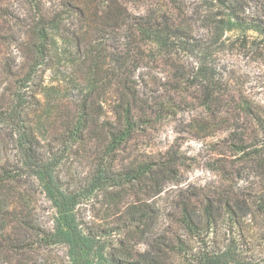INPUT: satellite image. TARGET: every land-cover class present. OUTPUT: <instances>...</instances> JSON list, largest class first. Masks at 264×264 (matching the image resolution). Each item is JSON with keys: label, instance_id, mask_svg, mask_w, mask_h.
Returning a JSON list of instances; mask_svg holds the SVG:
<instances>
[{"label": "rangeland", "instance_id": "obj_1", "mask_svg": "<svg viewBox=\"0 0 264 264\" xmlns=\"http://www.w3.org/2000/svg\"><path fill=\"white\" fill-rule=\"evenodd\" d=\"M111 1L117 11L103 10L100 0H0V159L15 154L6 145L11 124L5 116L13 95L25 88L36 96L29 119L37 138L53 146L55 169L86 173L102 146L111 149L108 132L121 128L128 106L133 132L109 153L117 169L164 163L154 180L137 187L116 190L107 181L85 195L78 192V198L92 200L72 209L88 227L107 230L122 219L123 204L138 202L152 216L141 227L142 241H127L123 252L115 245L116 231L73 257L62 246L40 250L33 257L39 264H109L107 252L131 258L157 242L188 239L180 215L185 206L200 218L211 201L223 222L227 202L264 197V148L256 121L264 119V37L215 6L217 33L190 14L175 13L178 22L190 21L188 39L156 48L122 25L120 9L147 14L165 0ZM249 6L264 17V0H249ZM84 106L92 113L85 144L71 147L63 142ZM114 194L121 196L114 201ZM30 198L34 219L50 226L53 210L44 192L34 187Z\"/></svg>", "mask_w": 264, "mask_h": 264}, {"label": "trees", "instance_id": "obj_2", "mask_svg": "<svg viewBox=\"0 0 264 264\" xmlns=\"http://www.w3.org/2000/svg\"><path fill=\"white\" fill-rule=\"evenodd\" d=\"M201 1L165 0L162 6L156 7L155 4L157 10L132 16L123 7L119 17L128 30L162 49L188 39L190 21L178 22L174 18L175 13L190 14L192 20L202 23L209 33L218 31L220 24L213 19L215 6L223 8L225 15L238 25L264 37V17L249 8V0H212L214 5L211 6H204ZM100 3L107 12L117 11L111 0H100ZM44 37L45 33L41 32L40 39ZM37 54L40 59L41 46H38ZM32 73L29 71L27 79ZM24 89L13 95L12 106L5 116L11 124L7 128L6 145H11L15 154L11 158L0 159V264H39L33 257L40 250L52 251L57 246L64 247L73 257L84 251L87 244L100 243L103 237L116 231L119 238L115 245L123 252L127 249V241H142L146 232L141 227L152 216L149 215L151 210L138 202L123 204L120 210L122 219L116 221L114 228L107 230L99 227L93 230L87 226L88 222L77 219L78 211L72 210L78 203L86 205L92 200L78 198V192L85 195L95 185L107 181L116 190L134 188L147 179L152 180L155 171L164 166L163 162H149L117 169L116 160L109 153L130 139L133 132L130 106L122 114L121 128L108 132L111 149L106 151L102 146L92 167L84 174L73 175L54 168L57 154L53 146L37 138L29 119L30 106L37 104L36 96ZM207 99L210 104L212 96H207ZM90 114L87 106L80 109L77 121L69 128L63 143L77 148L85 144ZM256 121L261 128L258 145L264 148V119L256 117ZM160 183L155 181V191L160 192ZM34 187L41 189L52 205L50 226L35 220L29 209ZM120 196L114 194L112 197L116 201ZM220 214L223 222L218 220L211 201L205 204L200 218L192 216L185 206L181 208L180 215L188 239L177 237L170 244L157 242L150 250L138 252L131 258L107 252L106 261L109 264H264V197L256 201L227 202Z\"/></svg>", "mask_w": 264, "mask_h": 264}]
</instances>
